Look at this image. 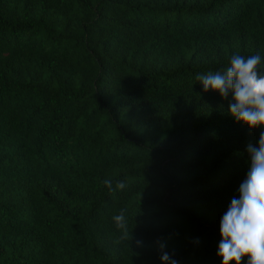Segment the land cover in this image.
I'll return each mask as SVG.
<instances>
[{
    "label": "trees",
    "instance_id": "16d2710c",
    "mask_svg": "<svg viewBox=\"0 0 264 264\" xmlns=\"http://www.w3.org/2000/svg\"><path fill=\"white\" fill-rule=\"evenodd\" d=\"M256 53L264 0H0V264H221L259 130L196 77Z\"/></svg>",
    "mask_w": 264,
    "mask_h": 264
},
{
    "label": "clouds",
    "instance_id": "9594fccd",
    "mask_svg": "<svg viewBox=\"0 0 264 264\" xmlns=\"http://www.w3.org/2000/svg\"><path fill=\"white\" fill-rule=\"evenodd\" d=\"M205 93L216 92L229 101V115L249 131L259 130L258 143L247 145L249 167L241 182L239 196L233 197L227 211L220 221L221 240L217 256L221 264H264V56L259 53L244 56L232 55L229 66L223 72L208 71L196 77ZM109 192L126 188L124 181H103ZM126 210L113 216V221L121 235L115 241H127L128 246L134 240L129 231ZM137 245L140 240L135 241ZM157 248L161 264H178L175 254L166 250V242L158 240Z\"/></svg>",
    "mask_w": 264,
    "mask_h": 264
}]
</instances>
